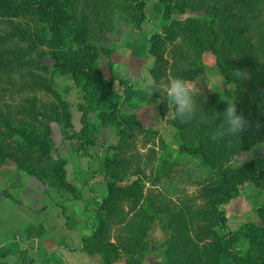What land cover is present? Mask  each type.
Segmentation results:
<instances>
[{
    "label": "trees",
    "instance_id": "1",
    "mask_svg": "<svg viewBox=\"0 0 264 264\" xmlns=\"http://www.w3.org/2000/svg\"><path fill=\"white\" fill-rule=\"evenodd\" d=\"M157 1L161 8V29L155 28L148 34L146 46L152 58L149 71L153 80L157 83L165 75L167 62L163 54L167 44L179 40V45L175 46L177 51L191 56L178 74L184 79H191L201 71L196 62L209 50L215 55L224 83L235 86L233 101L237 112L249 122L247 130L237 137L212 140L211 134L227 107L216 93L209 98H196L207 123L200 122L199 115L184 124L171 119L182 139L181 155L192 159L201 169L195 180L201 200L197 205L171 204L151 196L143 197L137 180L122 184L130 165L123 154L133 147L134 132L139 131L152 141L150 137L156 130L143 125L137 116L121 112L124 100L115 85L123 80L113 77L111 56L115 47H104L100 41L105 33L115 30L117 20L141 29L149 17L147 0H0V17L35 21L33 28L26 24L21 33L26 49L49 48L52 70L69 76L79 89L77 109L81 128L74 134L77 150H81L79 154L90 155L87 149L94 143L93 136L98 129L88 119L90 113L96 115L101 125H111L116 130V142L108 145L115 148L116 154L102 158L106 192L88 217L91 231L81 235L77 250L99 255L100 264H118L117 260L123 264H143L149 251L147 232L157 221V213H162L166 217L163 224L166 233L159 249L165 254L166 264H264V202L256 208L260 223L246 221L234 229L226 225L224 208L238 195L239 185L245 181L264 189V164L249 160L235 169L225 164L236 151H247L256 143L264 142V0ZM196 9H201L203 14L186 15L188 10ZM102 56L106 59L109 78L104 76ZM40 66L47 67L43 62ZM233 69L247 71L248 78L234 81ZM52 95L60 103L61 111L52 116L44 113L37 118L33 116L31 122L34 123L15 124L0 103V136L18 134L24 156L11 154L13 161L39 179L51 177V186L78 199L81 192L67 180L65 160L49 156L50 129L42 118L62 120L67 126L72 124L67 103L56 91ZM157 147L164 148L161 140ZM152 149L150 151L154 152ZM3 155L0 152V156ZM173 160L169 149L160 156L155 168L158 179L161 176L166 183L171 179ZM163 188L167 190L164 185ZM123 200L129 203L128 211L120 206ZM113 226L124 232L115 236L116 242L109 240Z\"/></svg>",
    "mask_w": 264,
    "mask_h": 264
},
{
    "label": "rangeland",
    "instance_id": "2",
    "mask_svg": "<svg viewBox=\"0 0 264 264\" xmlns=\"http://www.w3.org/2000/svg\"><path fill=\"white\" fill-rule=\"evenodd\" d=\"M146 12L149 16L148 21L142 24L141 29L134 27L132 23H121L117 20L115 30L105 33L100 41V45L104 47H115L111 56L114 63L113 77L115 80L122 75H127L128 68L123 61L129 59L133 71L136 70L134 67L136 66V73L139 74L136 76V85L146 89L142 91H145L143 100H147L141 101L143 102L140 103L141 105L136 104L140 105V108L129 103L127 94L125 98L123 96L124 103L121 105V112L135 116L137 112L140 117L137 116V118L143 125L156 130V133L150 137L153 138L152 141H148L149 138H145L143 133L134 132L133 147L123 154L130 161V165L122 184L137 180L141 185L143 197L151 196L154 200L171 202V204L181 205L184 202H190L197 205L201 203V200L199 198L200 189L195 180L201 169L192 159L187 156L183 158L181 155L179 144L182 139L171 123V116L167 115L168 104L164 95L154 92L156 95L153 93L151 96L147 90L148 82L154 80L149 71L152 58L147 54L145 47L148 34L155 28L161 29L159 2L147 0ZM188 14L200 16L203 11L201 9L188 10L186 15ZM172 17L178 18L180 15H172ZM26 24L29 28H33L35 21L31 19L9 20L0 17V103L11 116V121L21 125L34 123L31 122L32 117L37 118L40 113L52 116L60 112L61 105L53 97L52 92L56 91L61 96V99L68 105L72 124L67 126L62 120L53 121L47 118H42L41 121L47 123L50 129L49 136L52 142L49 156L54 160L58 158L65 160L66 178L80 190L81 196L74 199L71 193L51 186L49 183L51 177L39 179L26 169L19 167L11 157V154L24 156L18 143L19 135L0 136V146H2L0 152L5 154L0 156V264H38L37 240L50 246L73 242L76 233L64 227V224L77 223V217L72 218L76 212L79 214L82 210H88L87 215L94 213L99 200L106 192L107 177L104 176L102 158H109L116 154L115 148L111 147L117 140L114 126L101 125L94 113L88 116V119L98 128L93 136L94 143L87 149L90 155L81 156L79 154L81 150H77L78 141L74 137V134L81 128L80 112L77 109L80 102L79 89L72 84L69 76L52 70L49 48L44 46L36 51L26 49L27 44L20 39ZM179 42L176 40L172 45L165 46L163 54L167 62L164 69L165 75L157 80L158 84L179 77L178 74L183 66L191 60L187 52L177 51L175 46H178ZM126 53L130 58H123ZM101 60L104 76L109 78L105 57L102 56ZM42 62L47 66L46 68L40 66ZM173 64L177 67L172 66ZM196 64L201 66V71L198 70L193 78L187 80L201 89V96L209 98L216 93L220 97L233 100L235 86L224 83L216 67L213 53L209 50L204 51L200 61ZM139 70H142L143 75L141 72L138 73ZM122 82L121 84L116 83V91L121 86H125ZM147 94L148 97H146ZM157 101L160 102L157 103ZM160 140L164 144L162 149L157 147ZM154 145L157 148H154ZM152 148L154 152L150 151ZM167 149L174 158V164L170 166V173L173 176L166 183V181L163 182V177L157 178L155 168L160 156ZM31 154L32 152L29 157ZM249 160L264 164V142L256 143L247 151H236L225 164L235 169ZM163 185L167 190L163 188ZM93 192L96 195L90 198ZM101 192L102 196H99ZM263 202L264 189L249 181L241 183L238 195L224 205L227 227L234 229L246 221L260 223L256 208ZM120 206L124 211H128L129 203L123 200ZM19 209L25 210L32 217L29 216L28 220H25L23 216L17 214ZM157 214V221L150 225L147 232L149 251L143 264H166L165 254L159 249L165 238L166 230L163 224L166 223V217L162 213ZM81 215L84 222L88 220H85V214ZM74 216L77 215L74 214ZM25 222L33 224L36 228L35 232L31 230L32 228L24 227V225L27 226ZM119 234L122 235L124 232L119 227L113 226L109 231V240L116 242L115 236ZM51 255H48L47 260L41 264H58L55 257ZM116 262L123 264L120 260Z\"/></svg>",
    "mask_w": 264,
    "mask_h": 264
},
{
    "label": "clouds",
    "instance_id": "3",
    "mask_svg": "<svg viewBox=\"0 0 264 264\" xmlns=\"http://www.w3.org/2000/svg\"><path fill=\"white\" fill-rule=\"evenodd\" d=\"M233 80L247 79V71L233 69L231 72ZM149 94L152 96L154 92L163 94L168 104V113L172 119L178 120L180 123H190L199 115V120L202 123H207L205 113L198 109L196 98L201 96V89L182 77H174L163 84H158L155 81L148 82ZM226 102L227 107L222 112V117L219 119L215 130L211 134V139L220 141L229 137H237L242 132L247 130L249 122L243 114L237 112L235 101L226 97H220ZM160 101H157L159 103Z\"/></svg>",
    "mask_w": 264,
    "mask_h": 264
},
{
    "label": "crops",
    "instance_id": "4",
    "mask_svg": "<svg viewBox=\"0 0 264 264\" xmlns=\"http://www.w3.org/2000/svg\"><path fill=\"white\" fill-rule=\"evenodd\" d=\"M147 46V44H146ZM146 48V47H145ZM130 52H128L129 54ZM127 53L125 54V56L123 57L124 59H128L130 58V56ZM124 64L127 65L128 68V73L127 75H122L121 77H119L118 79H125L122 83L125 86H121L120 89L118 90V93L121 94V96L125 98V95L127 94V99L129 100V103L133 104L134 106H137V103H143L141 101L143 100V96L145 94L146 89L144 87H140L139 85H136L137 82V77L139 74L136 73L137 68L135 67V71H133L132 69V64L130 63L129 59L127 61H123ZM142 73V70H139L138 73ZM143 75V73H142ZM144 77V76H143ZM130 79V80H129ZM126 83V81H128ZM145 90L144 92L142 91ZM149 95L147 94L146 97H148ZM147 100V99H146ZM145 100V101H146ZM144 101V102H145ZM141 105V104H140ZM140 105L137 106L138 108H140ZM136 115L138 116V113L136 112ZM138 118H140L138 116ZM102 191V190H101ZM96 193L93 192V194H91L90 198H93V196H95ZM99 196H102V192ZM88 198V197H86ZM85 198V199H86ZM91 201V199H90ZM92 201H94L92 199ZM96 201V199H95ZM97 202V201H96ZM86 205H89V203H86ZM89 212L87 211H80L79 214L78 212L74 213L77 216H74V214L72 215V218L77 217L78 221L77 223H68V224H64V227H66L67 229H71L76 233V237L74 238L73 242L71 243H67L64 245H56V246H50V245H46L45 243H41V240L38 241L37 239V263L41 264L43 262H45L47 260L48 255H51L53 257H55V260L58 264H100V259H99V255L97 254H89L86 251H78L77 248L79 246V242H80V238L82 234H87L91 228L90 226L87 224V221H83V219L81 218V214H85V220L88 219V217L90 216L89 214L87 215V213ZM19 215L23 216L24 219L28 220L29 216H31L30 214H28L25 210H21L19 209L18 213ZM32 217V216H31ZM75 220V219H74ZM73 220V222H74ZM25 224H27V226L24 225V227L31 229L35 232V227L33 226V224H30V222H25ZM89 234V233H88ZM35 236V234H34ZM10 237V236H9ZM36 238V236H35ZM54 252H57L56 254ZM54 260V258H51ZM50 263H53L52 261H49Z\"/></svg>",
    "mask_w": 264,
    "mask_h": 264
}]
</instances>
